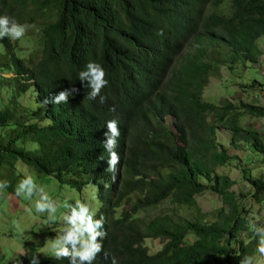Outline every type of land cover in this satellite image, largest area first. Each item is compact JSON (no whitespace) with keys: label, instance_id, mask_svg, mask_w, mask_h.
<instances>
[{"label":"trees","instance_id":"1","mask_svg":"<svg viewBox=\"0 0 264 264\" xmlns=\"http://www.w3.org/2000/svg\"><path fill=\"white\" fill-rule=\"evenodd\" d=\"M0 14L31 26L18 41L0 40V96L8 88L0 102V181L8 182L0 203L16 193L26 167L47 192L46 178L79 193L99 189L104 251L117 264H239L256 255L249 202L259 206L263 217L256 224L264 226V175L254 174L255 162L230 156L218 129L230 131L231 148L264 162V136L242 122L264 119V105L243 97L259 91L264 73L246 83L235 72L263 56L264 0H0ZM89 61L106 72L104 102L89 99L78 79ZM221 66L234 69L241 93L234 102L204 98ZM17 70V78L1 75ZM72 87L78 91L68 103H51ZM29 89L37 111L18 101ZM111 119L120 129L114 179L103 147ZM233 160L248 184L244 192L232 190ZM206 192L223 203L215 216L199 208L197 198ZM7 225L18 241L23 228ZM36 230L32 224L23 236L31 242L14 252L18 264L42 252L33 243ZM150 239L163 240L158 252L151 253ZM39 264L68 262L39 254ZM93 264L111 259L102 253Z\"/></svg>","mask_w":264,"mask_h":264},{"label":"clouds","instance_id":"2","mask_svg":"<svg viewBox=\"0 0 264 264\" xmlns=\"http://www.w3.org/2000/svg\"><path fill=\"white\" fill-rule=\"evenodd\" d=\"M30 27V25L19 23L7 14H0V40L7 38L10 41H18L26 35ZM18 71L10 72L14 75L10 78H17ZM23 76L27 85L33 81L29 78V72ZM78 79L83 86L89 89V99L94 100L99 96L100 101L104 102L105 97L100 94L108 85V80L101 64L89 61L85 69L79 72ZM29 90L33 91V89ZM77 91L78 89L75 87L63 88L51 97V103H68L70 97ZM48 103L49 100L46 99L42 106H46ZM48 123L50 124L51 121H48ZM106 129L103 141V147L108 153L105 170L112 173L114 179L117 171L116 166L120 162L119 154L115 151L120 136L118 122L115 119L106 121ZM100 159H104V157L101 156ZM7 187V181H0V190ZM98 191L97 188L92 197L97 202L96 207L93 208L91 202H84L79 199H75L74 202L70 203L72 197H66L63 202L54 200L45 187L37 183L32 174H26L18 181L15 188L17 196L24 197L29 201H32L35 197L33 206L26 208L25 211L31 214L34 208L35 213H46L50 224L57 222L60 224L58 234L47 241L44 251L30 258L29 264H39V254L56 260H66L68 264H93L97 256L102 253L105 259H111V264H117L115 257H110L104 251L102 241L106 236V232L104 230V217L102 215L97 217L100 206L96 195ZM248 227L256 238L254 250L256 255H244L239 264H264V226L249 222Z\"/></svg>","mask_w":264,"mask_h":264},{"label":"rangeland","instance_id":"3","mask_svg":"<svg viewBox=\"0 0 264 264\" xmlns=\"http://www.w3.org/2000/svg\"><path fill=\"white\" fill-rule=\"evenodd\" d=\"M259 46L263 51V56L260 57V60L257 64L252 66L257 67H249L243 69L241 65L236 66L235 72L236 75L243 74L244 78L246 79V83H250L252 81V77H258V71L264 73V37L261 38L259 41ZM23 45V44H22ZM6 79L13 77L14 75L10 72L1 73ZM220 77H211L210 83L207 85L204 91V98L208 99V101L212 102H223L224 99H230L231 102H234V96H241L240 92H235V90H239L234 84V69L229 70L226 66L220 67ZM238 82L241 81V78H236ZM235 85V88H234ZM2 87V86H0ZM259 91L251 92V94H244L245 100H253L255 103L264 105V84L259 86ZM2 95L0 96V102L7 100V92L8 88H3ZM23 97L18 99L19 103L22 106L29 105L34 110H39L38 103L34 102L33 99L35 97V93L32 94L30 90H28ZM44 108L41 106V111ZM170 122V120H169ZM243 124H250V126H254L257 130L260 131L261 135L264 136V119L259 120H252L251 122H246V119H243ZM231 138L230 131L224 129H218V140L227 150L230 156H236L242 160V163H249L250 161L255 162L253 167L256 168L254 174L257 176L264 175V162L256 160L253 157L251 151H241V150H234L229 146ZM236 162L233 160L231 162V166L234 168L230 174L231 179L236 181L235 187H232L233 191L241 190L244 192L246 188H248V184L242 179L243 175L239 168H235ZM230 166L227 168L229 169ZM251 167V163H250ZM227 168L224 170L226 171ZM23 174H29V169L26 167H22ZM227 173V172H224ZM228 174V173H227ZM40 184V183H38ZM43 184L46 186L48 192H50L53 196L58 197H72L75 199H80L82 196H88L90 200H92L91 204L93 208L96 207V202L93 201L92 197L95 193V186L90 185L86 186L82 193L72 189L69 186H58L57 182L53 178H46L43 181ZM4 203H0V264H18L16 254L17 247H24L26 244L30 243L31 241L27 239H23V236L30 233V229L32 224H34L37 228L36 233L37 235L33 238L34 246L41 247V251L45 250V245L50 238H53L55 235L58 234V229L60 228L59 225L50 224L47 220V214H39L35 213L34 208L32 213L25 211L26 208H30L34 204L35 197L32 201H24L21 197L17 196L16 193H12L9 191L7 194L4 195ZM89 202L87 198L82 197L81 200ZM61 202V201H59ZM74 202V201H73ZM197 202L199 208L202 210L204 214H208L211 216H215L223 206L222 201L218 196L211 194L210 192H206L205 194L199 196L197 198ZM252 214H250L251 222L259 223L262 221L263 213L259 212V206L257 204L250 203ZM62 210V209H61ZM260 213V214H259ZM188 216V215H187ZM9 222L17 223L20 228H23L22 237L18 241L14 240L12 237L15 236V227L11 225H7ZM7 225V226H6ZM262 226V225H261ZM50 234V236H47ZM153 240V242L151 241ZM152 244L151 253L158 252L163 245V240L161 239H150L147 241V244Z\"/></svg>","mask_w":264,"mask_h":264},{"label":"bare ground","instance_id":"4","mask_svg":"<svg viewBox=\"0 0 264 264\" xmlns=\"http://www.w3.org/2000/svg\"><path fill=\"white\" fill-rule=\"evenodd\" d=\"M127 23V22H126ZM132 23V22H131ZM90 47V46H89ZM93 47V46H92ZM94 48V47H93Z\"/></svg>","mask_w":264,"mask_h":264}]
</instances>
